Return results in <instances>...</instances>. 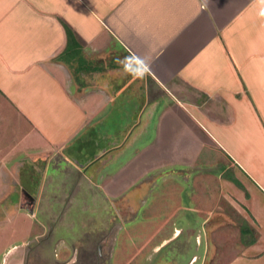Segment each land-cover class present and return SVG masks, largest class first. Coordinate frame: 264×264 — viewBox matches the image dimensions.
<instances>
[{
	"label": "crops",
	"instance_id": "1",
	"mask_svg": "<svg viewBox=\"0 0 264 264\" xmlns=\"http://www.w3.org/2000/svg\"><path fill=\"white\" fill-rule=\"evenodd\" d=\"M4 111L26 123L20 136L31 151L2 157L17 165L57 158L71 185L83 175L95 184L137 140L177 148L186 141L198 144L196 154L206 145L226 157L232 177L240 186L245 179L248 198L261 204L253 193L264 196V0H0ZM165 132L173 135L163 143ZM7 168L1 177L20 170ZM30 169L19 181L27 194L37 189ZM5 183L7 194L18 185ZM256 242L236 257L258 259L264 247Z\"/></svg>",
	"mask_w": 264,
	"mask_h": 264
},
{
	"label": "rangeland",
	"instance_id": "2",
	"mask_svg": "<svg viewBox=\"0 0 264 264\" xmlns=\"http://www.w3.org/2000/svg\"><path fill=\"white\" fill-rule=\"evenodd\" d=\"M25 127L21 116L5 111L0 116V166L20 168L13 176L0 175V215L7 218L0 221V258L20 255L14 250L23 245L24 264H264V252L253 261L236 257L249 247L244 245L250 236H241L240 228L250 229L255 244L264 247L259 243L264 196L254 191L260 204L248 198L244 188H252L245 179L244 186L227 180L235 169L215 148L205 145L196 154L198 144L160 147L155 140L144 147L143 138L109 162L95 184L83 175L71 185V174L64 177L57 158L28 159L18 166L14 158L2 157L8 149L19 155L31 151L20 136ZM194 130L201 139V131ZM165 133L160 142L173 135ZM188 153L193 158H176ZM176 159L188 165L177 167ZM31 167L37 174V189H28L34 204L21 206V174ZM66 168L75 170L69 163ZM5 181L18 185L7 194ZM256 215L261 217L254 222Z\"/></svg>",
	"mask_w": 264,
	"mask_h": 264
},
{
	"label": "flooded vegetation",
	"instance_id": "3",
	"mask_svg": "<svg viewBox=\"0 0 264 264\" xmlns=\"http://www.w3.org/2000/svg\"><path fill=\"white\" fill-rule=\"evenodd\" d=\"M19 190H22L23 192L19 191L17 192V196H18V202L20 203L21 206H23V203L26 202L28 203L29 205H33L34 204V199L33 197L31 196V194H27V192H24V190L22 188H19ZM24 247L23 245L20 246V247H17L16 250V253H19L20 255H17L16 256H12L11 257H6L5 258V264H6V261H7V264H10V262H12V264H24L23 263V259H24V256L21 255L22 251L24 253L25 250H22ZM28 249V248H27ZM28 251V250H27ZM10 255V254H9ZM15 260V261H14ZM0 264H2V261L0 262Z\"/></svg>",
	"mask_w": 264,
	"mask_h": 264
},
{
	"label": "trees",
	"instance_id": "4",
	"mask_svg": "<svg viewBox=\"0 0 264 264\" xmlns=\"http://www.w3.org/2000/svg\"><path fill=\"white\" fill-rule=\"evenodd\" d=\"M64 30H65V35H66L67 42H68L67 46L69 47V42H71L73 40L72 39L73 38V34H72L71 30L68 27H66V26H64ZM76 52H78V51H76ZM66 54L68 55V53H66ZM226 177H228L229 181H231L232 183L234 182L236 185H239V183L236 181V179L234 177H232L231 175H227ZM240 235L244 236V237H245V235H249L250 236L248 238L249 240H247L246 244H250L254 240V236H253L252 231L250 229L240 228Z\"/></svg>",
	"mask_w": 264,
	"mask_h": 264
}]
</instances>
